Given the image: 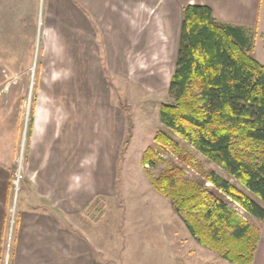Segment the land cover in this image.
<instances>
[{"label":"rangeland","instance_id":"374dc122","mask_svg":"<svg viewBox=\"0 0 264 264\" xmlns=\"http://www.w3.org/2000/svg\"><path fill=\"white\" fill-rule=\"evenodd\" d=\"M108 1L129 15L125 64L98 63L95 71L93 65L82 62L84 59L78 63L77 58L65 55L51 59L55 61L50 64L22 65L18 55L23 47L15 48V63L11 59L10 64H0V156L14 154L9 238L23 187L33 182L28 171L41 167V163L29 166L30 148L41 144L45 165L52 169L49 164L55 154L62 157L59 167L64 171L74 161L82 183L88 187L90 182L96 190L71 224L95 237L97 257L103 263L234 264L199 244L170 200L152 187L148 171L156 173L165 164L161 162L156 169L142 164L143 152L154 143L156 132L165 130L192 151L193 165L185 166L190 177L199 178V171L213 169L264 205L242 182L160 121V105L170 100L168 87L182 21L178 32L170 0ZM102 11L98 10L99 17ZM106 26V30L105 25L102 28L108 33L111 25ZM43 40L41 33L38 45ZM49 44L47 53L58 51L54 40ZM37 51L40 54L42 49ZM13 73L21 75L10 80ZM16 174L21 176L17 185L12 182ZM252 221L261 239L251 264H264V223L253 217Z\"/></svg>","mask_w":264,"mask_h":264},{"label":"trees","instance_id":"16d2710c","mask_svg":"<svg viewBox=\"0 0 264 264\" xmlns=\"http://www.w3.org/2000/svg\"><path fill=\"white\" fill-rule=\"evenodd\" d=\"M182 16L160 121L264 202V63L253 55L255 30L217 20L207 5L187 4ZM153 141L142 164H165L148 171L152 187L170 200L190 234L231 263H253L261 233L252 217L264 223V205L213 169L190 177L185 166L193 165L192 151L169 132L158 130Z\"/></svg>","mask_w":264,"mask_h":264},{"label":"crops","instance_id":"0c3cea01","mask_svg":"<svg viewBox=\"0 0 264 264\" xmlns=\"http://www.w3.org/2000/svg\"><path fill=\"white\" fill-rule=\"evenodd\" d=\"M186 4L207 5L221 22L252 27L256 33L253 53L264 63V0H170L178 32ZM117 9V3L106 0H0V64H10L11 59L15 63V48L21 47L24 50L18 55V63L22 65L50 64L55 61L51 59L65 55L77 58L78 63L93 65L95 71L98 63L125 64L129 15L125 9ZM98 10H103L101 17ZM107 24L111 26L105 33ZM41 33L44 40L38 45ZM51 39L58 51L47 53ZM37 48L42 49L40 54ZM20 75L13 73L10 80ZM55 155L49 160L51 169L48 163L45 165L41 144L30 148L29 166L41 163V167L28 171L34 183L23 187L10 238L7 232L14 154L0 156V264H105L97 257L95 237L71 224L86 209L96 190L91 189L90 182L88 187L82 183L74 161L64 171L63 166L59 167L62 157Z\"/></svg>","mask_w":264,"mask_h":264},{"label":"built area","instance_id":"2783aa9c","mask_svg":"<svg viewBox=\"0 0 264 264\" xmlns=\"http://www.w3.org/2000/svg\"><path fill=\"white\" fill-rule=\"evenodd\" d=\"M20 178H21V176H20V174H16V176L14 177V179H13V183L15 184V185H17V183L20 181ZM17 192H18V188H16L15 189V199H16V197H17ZM14 199V203L16 202V200ZM14 208H15V205H14ZM13 208V209H14ZM12 222H14L13 220H12Z\"/></svg>","mask_w":264,"mask_h":264}]
</instances>
